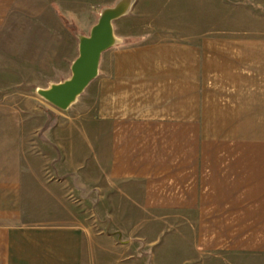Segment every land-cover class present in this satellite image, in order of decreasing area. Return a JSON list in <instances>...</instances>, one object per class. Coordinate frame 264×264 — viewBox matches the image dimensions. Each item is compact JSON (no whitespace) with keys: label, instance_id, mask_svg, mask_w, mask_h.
Instances as JSON below:
<instances>
[{"label":"crops","instance_id":"1","mask_svg":"<svg viewBox=\"0 0 264 264\" xmlns=\"http://www.w3.org/2000/svg\"><path fill=\"white\" fill-rule=\"evenodd\" d=\"M107 9L76 117L37 142L43 122L0 103V264H132L170 240L194 264H264V0H0V34L43 17L69 74Z\"/></svg>","mask_w":264,"mask_h":264},{"label":"rangeland","instance_id":"2","mask_svg":"<svg viewBox=\"0 0 264 264\" xmlns=\"http://www.w3.org/2000/svg\"><path fill=\"white\" fill-rule=\"evenodd\" d=\"M41 18L43 17L17 15L13 12L0 34V103L13 105L19 110L22 119L31 120L35 125L43 122L38 130L41 134L34 136L37 142L44 136L41 129L45 126V121H62L78 115L82 108L84 91L87 89L77 95L66 109L55 107L38 93L39 89H46L71 75V70L69 74H63L59 70L65 47L59 42L53 48L49 32L39 31L42 28L38 24ZM197 22V27H202V20ZM45 43L48 44L47 47ZM106 224L107 221L104 228ZM164 236L161 235V241ZM170 243L176 251L167 249L153 256L150 253L132 255V264L137 259L140 261L138 264H194V257L188 255V250L178 247V240H170ZM100 254L101 264L110 263L111 255ZM241 264L252 263L245 259Z\"/></svg>","mask_w":264,"mask_h":264},{"label":"water","instance_id":"3","mask_svg":"<svg viewBox=\"0 0 264 264\" xmlns=\"http://www.w3.org/2000/svg\"><path fill=\"white\" fill-rule=\"evenodd\" d=\"M118 14L115 9L101 13L87 36H82L78 43V54L72 61L69 78L51 84L38 93L59 109H66L89 82L97 75L100 54L112 42L111 21Z\"/></svg>","mask_w":264,"mask_h":264}]
</instances>
